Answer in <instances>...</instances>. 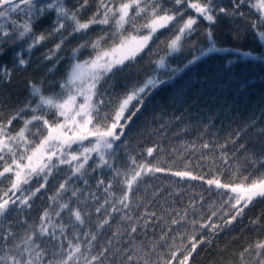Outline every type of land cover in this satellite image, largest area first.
Here are the masks:
<instances>
[{"label":"trees","instance_id":"16d2710c","mask_svg":"<svg viewBox=\"0 0 264 264\" xmlns=\"http://www.w3.org/2000/svg\"><path fill=\"white\" fill-rule=\"evenodd\" d=\"M36 2L47 4L55 0ZM121 2L111 0L110 6L118 7ZM153 2L171 12L178 7L174 0ZM257 2L247 0L239 9L243 15L226 17L221 14L211 25L203 17H197V13L187 5L181 6L182 10L186 9L183 17L176 16L166 27L158 29L142 51L114 67L106 82L100 85L105 104L99 118L103 120L104 114L113 112L134 87L149 78L163 81L144 97L143 105L132 121L123 129H117L122 135L120 140L112 142L113 148L102 149L108 165H103L95 152L90 154L82 173H72L75 161L72 165L59 164L48 177L46 187L33 198L32 208L19 217L13 213L9 219L37 220L52 203L49 198L55 196L59 185L67 180L68 190L62 193L63 199L71 198L72 206L82 210L86 222L79 231H95L97 234V240L92 242V254L109 247L108 241L113 239V233L128 223L120 217L129 211L134 222L146 213H156L155 218L146 217L153 222L151 227L145 229L143 220L137 225L138 233L134 234L137 245L140 241L148 244L158 238L161 229L167 231V222L172 219H195L206 223L215 210L217 216L211 219L219 222V215L229 208L228 197L235 194L230 188H217L207 181L218 180L235 186L250 183L264 174V39L259 35L264 28L257 26L264 16L255 7ZM17 3L21 6L17 12L11 13L7 20L0 19V41H7L0 43V48L4 49L0 64L6 65L11 73L10 78L0 79V122L5 123L28 101L33 106L37 105L38 98L30 96L31 85L41 87L45 96L63 94L65 90L61 85L67 84L66 73L71 72L73 64H83L93 52L90 47L80 48L74 57L73 50L102 34L106 35L105 47H111L113 33L116 32L113 21L107 25L93 24L87 33H73L74 25L70 19L61 21L65 27L60 32H53L57 16L55 11H49L32 24L36 35L43 33L48 38L29 52L30 41L27 38L14 41L4 36L6 29H12V22L19 26L27 19L23 0ZM63 3L67 9L75 11L82 22L92 18L99 7L98 0H88L87 5L83 0H63ZM218 3L229 9L232 7V0H218ZM133 13L134 9L130 10V16ZM189 16L197 18L193 25L195 31L182 38L178 51H171L168 47L171 39ZM149 18L148 12L135 16L124 25L122 35L147 34L148 30L143 26ZM209 27L211 40L206 36ZM120 38L119 34L116 35L115 42L119 43ZM62 39L60 49L51 52ZM212 43L218 50L208 53ZM202 51L207 54L201 55ZM17 54L23 56L26 65L18 64ZM48 55L51 59L46 58ZM161 59L164 61L162 66L159 63ZM189 60H195V63L189 64ZM68 87L75 89L74 85ZM135 104L134 100L132 105ZM40 112L50 122L57 119L55 109L42 106ZM32 115L31 110L21 113L24 119H30ZM24 119L13 120L9 132L13 135L18 132ZM59 120L63 123V117ZM29 127H40L41 132L46 131L42 121H36ZM26 136H31V133L26 132ZM94 139L89 136L82 144L73 143L72 149L80 152ZM149 148L153 149L152 155H148ZM133 158L137 164L159 167L162 171L142 174L133 185L132 192L127 193L131 200L130 209L116 204L119 211L112 213V205L104 204V200L116 201L124 193L125 173L130 175V169L136 167L132 163ZM174 172H188L197 179L176 176L172 174ZM99 180L104 184H98ZM2 184L6 187L8 181L3 180ZM108 184L112 187L105 192ZM73 189L78 190L76 197H72ZM97 207H101L99 213L96 212ZM162 216L165 222L157 225ZM105 217L109 224L97 228L96 225ZM72 222L76 223L74 218ZM171 227L175 230L169 234L168 243H172V237H177L176 245L187 244V236L182 241L177 236L184 227L179 224ZM185 227L190 229L191 224ZM196 229L199 231V224ZM191 234L189 231L188 235ZM201 237L206 242L198 245L189 264H260L264 260V250L256 246L264 243V198L254 199L231 225L223 227L218 234L213 235L204 229L197 240ZM118 239L126 240L127 234ZM113 243H116L115 239ZM158 251L167 259L171 249L160 248ZM123 255V252L117 253L115 248H110L102 259L104 264H124ZM139 255L142 256L143 252ZM155 258L154 253L150 259Z\"/></svg>","mask_w":264,"mask_h":264},{"label":"snow or ice","instance_id":"6c2138e0","mask_svg":"<svg viewBox=\"0 0 264 264\" xmlns=\"http://www.w3.org/2000/svg\"><path fill=\"white\" fill-rule=\"evenodd\" d=\"M247 0H232V7H228L218 3V0H198V2H190V0H174L178 6L174 12L163 9L153 0H122L119 6L111 4V0H98V9L96 13L87 21H81L75 11L65 7L63 0H55L54 3L38 4L36 0H23L25 6L23 11L27 19L19 26L12 22V29H6L4 36L23 40L27 38L30 43L27 51H31L33 47L48 37L43 33L36 35L33 31L32 24L39 20L46 12L55 11L57 20L56 27L53 32H60L65 27L62 20H71L73 22V33L84 32L93 24L107 25L114 21L116 32L113 33V45L105 47L106 35L102 34L95 40L85 41L78 48L74 49V57L80 51V48L90 47L93 52L88 60L83 64L75 63L71 67V72L66 73L67 84L61 85L65 90L63 94L56 96H45L42 88L37 85H31L30 96L38 98V103L33 106L28 101L23 107L18 109L8 121L0 122V264H104L102 257L106 255L110 248H115L117 253L123 252L124 264H189L193 253L201 243L206 241L201 237L197 240L204 229H208L213 235L218 234L233 223L240 216L244 209L252 203L256 198H264V174L259 178L252 180L247 184H239L235 186L225 185L218 180H209V184H215L217 188H230L234 196H229L227 203L229 208L224 209L219 215V222H214L211 217H216L217 212L213 210L208 221L202 222L198 220L188 221L186 218L172 219L167 222V231L161 229V235L154 240L145 244L140 241L137 245L136 236L138 233L137 225L141 220L145 229L152 226V221L147 220V216L156 217L155 212L146 213L145 216L139 217L135 222L131 212L124 213L120 219L128 223L122 228L117 229L113 233V239H109V247L103 248L98 254H92V242L97 240L95 231H79L81 226L85 225V219L82 210L79 207L72 206V200L63 199L62 193L68 190V181L62 182L56 192V195L49 199L52 203L46 207L42 214L34 221L27 219L10 220L9 217L13 213L19 217L27 210L32 208L33 198L37 196L47 185L48 177L52 174L59 164H69L77 162L72 168V173H82L85 164L91 158L90 154L95 152L99 155V159L103 165H108L105 159V152L102 149H112L113 141L120 140L122 132L117 129H123L130 123L143 105L144 97L163 81L149 78L142 85L136 86L130 93L120 100L115 110L111 113H105L103 120L99 118L102 106L105 104L104 93L100 89L102 82H106V77L112 72L117 65L123 64L126 59H133L135 55L142 51L151 40L152 36L160 28H164L169 22L176 19V16L183 17L181 6L187 5V8L193 9L197 13V17H203L209 24H214L217 18L223 14L226 17H235L243 15L239 9ZM88 0H83V4L87 5ZM20 4L16 0H0V19L7 20L13 12L20 9ZM261 12H264V0H259L255 5ZM101 9L103 11L101 12ZM134 9V13L130 16V10ZM150 14L149 20L143 26L146 28L147 34L123 36L122 30L135 16L142 13ZM197 22L196 17L189 16L183 21L177 29L178 34L171 39L168 47L171 51L179 50V42L186 35H191L195 29L193 25ZM264 28V20L257 25ZM120 35L119 43L115 42L116 35ZM50 35V34H49ZM264 39V31L259 33ZM206 36L209 40L212 38V30L209 27ZM7 41H0L6 43ZM63 43V39L56 45L51 52L58 51ZM218 49L212 43L207 49L208 53L215 52ZM4 49L0 48V56H3ZM207 53L201 52V55ZM51 59V55L46 56ZM16 61L19 65H26L27 61L22 55L17 54ZM162 66L164 61L160 60ZM195 63V60H189V64ZM85 69H87V79H85ZM10 71L6 65L0 64V79L10 78ZM80 81L79 84L76 82ZM74 85L75 89L68 87ZM77 95L81 96L82 102L77 103ZM95 97V100H93ZM135 105H132L133 101ZM55 109L57 119L49 121L41 114V107ZM111 106V105H109ZM131 106V109H130ZM31 110L33 115L30 119L21 117V113ZM59 117H64L61 123ZM77 117L80 119L77 120ZM17 118L24 119L23 126L14 135L9 132V126L13 120ZM95 120V123L93 121ZM36 121H42V127L46 130L41 132L40 127L30 128ZM107 121V122H105ZM69 124L75 127L69 128ZM91 125V127H89ZM71 135H68V132ZM31 133V136H26ZM89 136L94 137V141H90V146L82 147L80 152L72 149L73 143H81ZM38 137V140L34 138ZM30 154H27L29 153ZM148 155H152L153 149H147ZM55 158V160H54ZM26 161V162H25ZM132 163L136 167L130 169V175L125 173L123 181L125 191L116 201L104 200V204H110L111 212H118L116 204L121 205L124 209H130L131 200L127 194L132 192L133 185L137 184L142 174L149 172L162 171L161 168L149 166L147 164H137L133 158ZM95 169H93L94 171ZM10 174V175H6ZM120 175L119 170L116 172ZM173 175L184 177L191 176L188 172H174ZM247 179V178H246ZM7 180V186H3L2 181ZM33 180L35 183H33ZM87 183V181H85ZM98 184H104L103 180H99ZM112 185L108 184L105 192H109ZM76 189L72 190V197L77 196ZM103 207V205H101ZM101 207L96 208V212L101 211ZM107 211V210H106ZM187 211L185 210V217ZM76 223L72 222V219ZM165 222L162 216L159 223ZM109 224V219L105 217L97 225V228H103ZM181 225L184 227L183 232H177V236L184 239L187 236L188 243L176 245L177 237H172V243H168L169 234L173 232L172 225ZM191 224V228L185 227ZM199 224V231L196 225ZM223 226V227H222ZM191 231V235L188 232ZM122 234H127V239L120 241L118 239ZM83 237V239H82ZM210 242V241H208ZM117 244L121 245L117 247ZM257 249L264 250V243L257 244ZM160 248H168V258L164 259ZM143 252V255L139 254ZM155 253L156 258L150 259ZM259 255V252L257 253ZM264 264V260L260 261Z\"/></svg>","mask_w":264,"mask_h":264},{"label":"rangeland","instance_id":"374dc122","mask_svg":"<svg viewBox=\"0 0 264 264\" xmlns=\"http://www.w3.org/2000/svg\"><path fill=\"white\" fill-rule=\"evenodd\" d=\"M257 3H259V0H258V2ZM256 4V3H255ZM261 14L264 16V12H261ZM85 71V79H87V69H85L84 70ZM77 84H79L80 83V81H77L76 82ZM82 97L81 96H79V95H77V103H80V102H82ZM80 118L79 117H77V120H79ZM63 122H64V117H63ZM69 128H71V127H75L74 125H71V124H69V126H68ZM67 134H72L70 131L67 133Z\"/></svg>","mask_w":264,"mask_h":264},{"label":"water","instance_id":"95a60500","mask_svg":"<svg viewBox=\"0 0 264 264\" xmlns=\"http://www.w3.org/2000/svg\"><path fill=\"white\" fill-rule=\"evenodd\" d=\"M19 1V0H16V2Z\"/></svg>","mask_w":264,"mask_h":264}]
</instances>
